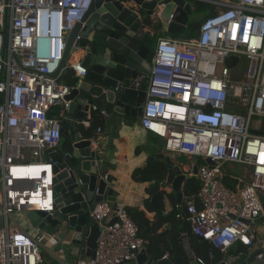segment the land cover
I'll list each match as a JSON object with an SVG mask.
<instances>
[{"label": "built area", "instance_id": "1", "mask_svg": "<svg viewBox=\"0 0 264 264\" xmlns=\"http://www.w3.org/2000/svg\"><path fill=\"white\" fill-rule=\"evenodd\" d=\"M194 1L211 6L195 35L158 37L148 75L134 81L135 89L145 92L140 128L163 142L165 154L187 158L181 171L198 180L195 199L185 204L191 234L223 256L235 246L244 249L227 261L224 256L226 264L254 251L260 252L256 263L264 264V0ZM92 2L0 0V202L5 213L53 210L52 184L41 185L45 168L51 169L42 155L59 145L60 110L73 87L51 75L62 60L67 35ZM78 52L69 57L75 79L84 74ZM102 134L97 128L93 141ZM28 156L31 161L24 162ZM30 165L44 167L40 178L11 176L13 168ZM226 176L239 180L235 191L224 186ZM47 190L51 201L45 205ZM33 196H39L38 204L30 202ZM89 217L99 225L94 257L75 264L136 261L145 242L123 204H97ZM182 242L188 251V237L183 235ZM40 263L29 236L0 229V264Z\"/></svg>", "mask_w": 264, "mask_h": 264}, {"label": "water", "instance_id": "2", "mask_svg": "<svg viewBox=\"0 0 264 264\" xmlns=\"http://www.w3.org/2000/svg\"><path fill=\"white\" fill-rule=\"evenodd\" d=\"M193 2L93 0L83 20L67 35L62 60L57 71L51 75L58 80L61 72L69 66L67 63L71 52L79 50L84 53L80 60L84 74L75 79L73 88L64 97L61 106L60 119L64 136L55 150L45 154L46 164L51 168L53 210L23 211L19 214L22 222L18 223L20 220H15L14 214L5 213L0 202V229L3 224L6 227L8 224L13 225L18 232L30 237L40 253H45L56 264H75L77 260L93 259L99 225L89 214L95 205L103 202L114 207L119 196L113 190L117 179L109 174V171L116 169L115 165L110 164L117 152L114 142L119 138L122 127L133 125V121L140 126L145 92L142 87L135 89L134 81L139 76L148 75L153 43L160 33L177 38L189 28ZM1 33L3 50L6 51L7 31ZM92 108L104 120L106 155L100 154V145L93 148L91 141L82 139L80 135L88 115L95 114ZM162 161L173 178L171 183L161 184V188L164 191L170 188L177 210L181 212L182 188L188 178L168 157H163ZM206 163L213 165L210 160H206ZM193 175H196V169ZM165 197L162 194L151 198L157 210L158 200H164ZM262 202L264 211L263 199ZM161 213L158 210V214ZM29 230L39 231L46 236L59 234L61 241L53 250L46 248L39 239L30 236ZM63 244L68 251V261L55 254L56 247ZM259 253L254 251L230 264H255V257ZM226 261L217 264H226ZM135 262L173 264L168 257L158 261L149 259L145 248ZM190 264L197 262L192 261Z\"/></svg>", "mask_w": 264, "mask_h": 264}, {"label": "trees", "instance_id": "3", "mask_svg": "<svg viewBox=\"0 0 264 264\" xmlns=\"http://www.w3.org/2000/svg\"><path fill=\"white\" fill-rule=\"evenodd\" d=\"M193 10L198 13H205L202 19L197 22H192L187 29L190 32V37L195 35L198 26L210 13L211 6L206 3L193 2ZM233 62L230 61L229 65ZM58 82L67 86H73L75 83V76L71 69L68 67L65 69V73L60 76ZM2 102L0 96V103ZM100 119L97 120L94 115L91 119L90 126L88 128H81L82 135L85 139L94 137V131L101 127ZM166 178L170 183L173 174L166 170V165L162 161L161 156L149 158L146 167L140 169L132 174V179L138 183L150 182L151 186L146 190L148 199L144 203V209L139 210L136 208H129L126 210L128 216L138 228V235L145 242V251L149 259L158 261L165 254L168 255L169 260L173 264H190L196 259H201L205 264H217L223 259V254L215 250L208 242L199 240L191 234L190 226L186 222L185 217V204L187 201L195 199L199 183L197 178L188 177L182 188L183 204L181 213L175 208L174 194H167V198L171 203V212L166 215H159L158 210L151 203L150 199L154 196L164 194L160 191L159 184ZM223 184L225 187L235 191L237 185L240 184L236 178L224 177ZM159 211H163V204L158 202ZM177 216H179L177 218ZM188 237V251L185 250L182 236ZM243 248L236 247V251L233 248L229 250L230 255H237ZM212 254L213 258H209V254Z\"/></svg>", "mask_w": 264, "mask_h": 264}, {"label": "crops", "instance_id": "4", "mask_svg": "<svg viewBox=\"0 0 264 264\" xmlns=\"http://www.w3.org/2000/svg\"><path fill=\"white\" fill-rule=\"evenodd\" d=\"M162 36H167V35L160 33L156 37V39ZM190 36H191L190 32L186 30L185 33L177 36V38L178 39H188L190 38ZM78 53H79L78 56L80 58L84 56L83 52L79 51ZM67 64L68 65L70 64V60L68 61ZM64 73H65V69L61 72L60 76ZM54 113H55V116L58 118L60 115L59 111L55 110ZM93 115L96 116L97 120L100 119V121L102 122L100 128H102L103 134L100 136L101 138L99 140L93 141L94 139L92 138L88 140L91 141V145L93 146V148H97V146L100 145V150H99L100 154L106 155L107 151H106L105 146L107 143V134L104 132V120L102 119V116L97 112H95V114ZM87 122L82 124V127H84L85 129L88 128L91 123V121H89L88 123ZM80 135L82 139H85L81 131H80ZM63 136L64 135L62 133V138ZM62 145H65V144L63 143ZM114 145L116 147L117 152L114 156V160L110 161V164L115 165L116 169L113 172L109 171V174L114 175L115 178L117 179L116 185L113 189L119 194V196L116 199V203L123 204L126 210L129 208H136L139 210L144 209V203L148 199L146 190L151 186V183L150 182H144V183L135 182L132 179V174L140 169H144L146 167V163L149 158H154L155 160L158 156H161L162 158L168 157L175 166H178L180 168V164H182V167H181L182 171L187 169V164H188L187 160H186L187 161L186 163H180L178 161L179 160L178 158H183V157L177 158L175 156L165 154L163 150V142L158 140L154 136L144 132L140 128V126L136 124L135 121H133V125L129 127H122V129L119 131V138L115 140ZM1 151L2 150H1V137H0V156H1ZM42 159L44 160V162H46L45 161L46 158L43 155H42ZM23 161L30 162L31 160L28 156V157H25ZM165 183L166 184L168 183L166 178H164V180H162V182L159 184L160 191L164 192L163 195L166 196L164 200H158V202L159 201L162 202L163 207H164L163 211H161L162 212L161 215H166L167 213L171 212V209H172L171 203L169 199L167 198V194L171 193L170 188L168 187L166 191H164L161 188V184H165ZM158 210H159V207H158ZM14 216H15V220H18V221L20 220V222L18 223L22 222V220L19 217V214L14 215ZM23 226H25V224H23ZM4 227L13 228L14 226L11 224H8V226L6 227L3 224V228ZM26 228H29V226H27ZM28 233L30 234V236H34L36 239H39L46 248H49L52 250L58 244V242L61 241V236L59 234H54L53 236H46L39 231H32V230L31 231L29 230ZM236 247L237 246L233 247L234 251H236ZM60 252H62L63 254L66 253L68 255L67 248L64 244L56 247L55 254L62 257V254ZM240 252H244V249ZM224 256L226 260L231 258L229 251ZM234 256H236V254ZM245 256H247L246 253H245ZM40 257H41L40 264H56L53 260L49 259L45 253H40ZM67 258L68 259H65V261L69 260V257ZM130 264H137V263L133 262ZM255 264H258V263H255Z\"/></svg>", "mask_w": 264, "mask_h": 264}, {"label": "bare ground", "instance_id": "5", "mask_svg": "<svg viewBox=\"0 0 264 264\" xmlns=\"http://www.w3.org/2000/svg\"><path fill=\"white\" fill-rule=\"evenodd\" d=\"M44 169V167H39V165H30V166H20L18 168H13L11 170V176H13V178L15 179H28L29 176L32 178L38 179L41 176V171ZM46 171V178L44 180V182H42L43 184L41 185H48L51 182V176L49 173V167L45 168ZM37 195V193H36ZM12 196V194H11ZM45 196H46V200H45V205L49 204V202L51 201V193L49 190L45 191ZM39 196H33V198H30L33 204H38L37 202L39 201L38 198ZM37 206V205H36Z\"/></svg>", "mask_w": 264, "mask_h": 264}, {"label": "rangeland", "instance_id": "6", "mask_svg": "<svg viewBox=\"0 0 264 264\" xmlns=\"http://www.w3.org/2000/svg\"><path fill=\"white\" fill-rule=\"evenodd\" d=\"M193 6V5H192ZM193 8V7H192ZM204 14L205 13H198V12H195L194 10L192 11V15L190 16V22H197L198 20H200V19H202V17L204 16ZM156 38H155V41H154V45H153V52H154V50H155V47H156ZM153 136V135H152ZM155 137V136H154ZM156 138V137H155ZM179 160V162L180 163H186L187 161H186V159H184V158H178ZM226 169H227V167H226ZM236 170H237V168H236Z\"/></svg>", "mask_w": 264, "mask_h": 264}, {"label": "clouds", "instance_id": "7", "mask_svg": "<svg viewBox=\"0 0 264 264\" xmlns=\"http://www.w3.org/2000/svg\"><path fill=\"white\" fill-rule=\"evenodd\" d=\"M64 1H65V2H69V1H71V0H64ZM68 61H69V60H68ZM68 68H69V67H68ZM60 111H61V110H60ZM93 116H94V115H92V118H93ZM92 118H91V119H92ZM90 121H91V120H90ZM62 133H63V131H62ZM219 263H220V262H219Z\"/></svg>", "mask_w": 264, "mask_h": 264}]
</instances>
